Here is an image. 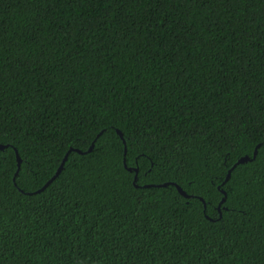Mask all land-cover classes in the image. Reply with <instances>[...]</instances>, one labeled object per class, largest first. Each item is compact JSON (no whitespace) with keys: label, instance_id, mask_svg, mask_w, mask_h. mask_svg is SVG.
I'll list each match as a JSON object with an SVG mask.
<instances>
[{"label":"trees","instance_id":"trees-1","mask_svg":"<svg viewBox=\"0 0 264 264\" xmlns=\"http://www.w3.org/2000/svg\"><path fill=\"white\" fill-rule=\"evenodd\" d=\"M0 145V264H264V0H0Z\"/></svg>","mask_w":264,"mask_h":264},{"label":"water","instance_id":"water-1","mask_svg":"<svg viewBox=\"0 0 264 264\" xmlns=\"http://www.w3.org/2000/svg\"><path fill=\"white\" fill-rule=\"evenodd\" d=\"M117 133H118V135L120 136V137H122V135L120 134V132H118L117 131ZM4 148V146H1L0 145V149H3ZM90 150H91V148H90ZM89 150V151H90ZM71 151H75V152H77V153H80L79 151H77V150H71ZM70 151V152H71ZM67 155L68 154H66L65 155V157H64V159H63V161H62V163H61V165L59 166V168L57 169V171H56V173L45 183V185L41 188V189H39V190H37L36 192H34V193H28V195H32V194H39V193H41L44 189H46L47 188V186H49L50 184H51V182L59 175V173L61 172V170H62V168H63V165H64V163H65V161H66V159H67ZM255 155H256V152H254V154H253V158L255 157ZM251 159H249L248 157H242V158H240L235 164H234V166L228 171V173H227V176H226V179H225V183L228 181V179H229V177H230V174H231V172H232V170L237 166V165H240V164H244V163H246V162H248V161H250ZM17 161H18V170H19V167H20V159H19V157L17 156ZM18 170L16 171V175H17V173H18ZM166 185L165 184H163V185H157V186H155V185H149V186H145L144 188H150V187H165ZM175 187H176V189H177V191L183 196V197H185V198H188V196L185 194V192H183L182 191V189L179 187V186H176V185H174Z\"/></svg>","mask_w":264,"mask_h":264},{"label":"snow or ice","instance_id":"snow-or-ice-1","mask_svg":"<svg viewBox=\"0 0 264 264\" xmlns=\"http://www.w3.org/2000/svg\"><path fill=\"white\" fill-rule=\"evenodd\" d=\"M108 131H117L116 129H114V128H109V129H107ZM0 150H2V149H0ZM125 163H126V161H125ZM191 185H189V187H190ZM214 186V178L213 177H211V176H209V177H206V178H204V180H203V183H201L200 184V188H201V190H203L204 191V194L205 195H208L209 194V190L211 189V187H213ZM211 198L209 199V201H208V204L207 205H205V207H204V209H203V214L204 215H207V211H208V208L211 206ZM201 203H203V200H202V198H201Z\"/></svg>","mask_w":264,"mask_h":264}]
</instances>
